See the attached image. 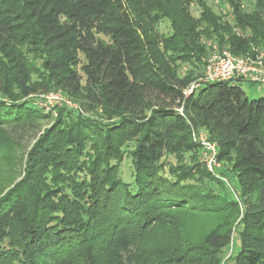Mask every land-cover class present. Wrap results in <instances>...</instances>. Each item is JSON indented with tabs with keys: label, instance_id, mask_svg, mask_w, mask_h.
<instances>
[{
	"label": "trees",
	"instance_id": "obj_1",
	"mask_svg": "<svg viewBox=\"0 0 264 264\" xmlns=\"http://www.w3.org/2000/svg\"><path fill=\"white\" fill-rule=\"evenodd\" d=\"M251 1L245 9L226 0L231 23L204 0H0V140L43 117L22 100L28 87L60 90L103 118L65 112L29 150L25 179L0 197V264H132L124 253L173 210L241 217L233 262L264 264V96L248 99L232 82L183 95L204 69L200 37L236 56L264 51V0ZM165 20L164 35L157 26ZM180 64L190 67L183 78ZM197 127L216 136L218 160L234 156L237 200L168 165L167 157L198 150ZM233 236L231 226L218 227L198 245L180 239L135 257L221 264Z\"/></svg>",
	"mask_w": 264,
	"mask_h": 264
},
{
	"label": "rangeland",
	"instance_id": "obj_2",
	"mask_svg": "<svg viewBox=\"0 0 264 264\" xmlns=\"http://www.w3.org/2000/svg\"><path fill=\"white\" fill-rule=\"evenodd\" d=\"M206 4L212 9L215 14L226 15L227 21L231 22L230 8L228 7L226 0H204ZM253 3L251 0H243V6L248 9ZM190 15L197 18L200 15V8L193 2L189 6ZM232 23V22H231ZM158 30L162 34H170L169 23L162 21L158 24ZM147 35V38H150ZM200 41L206 45L208 54L204 61L215 51H222L217 43L210 39H203L200 37ZM228 51V50H227ZM256 51H263L260 49H253L252 53ZM251 53V54H252ZM248 55V54H247ZM247 55L237 56L245 58ZM236 56V55H234ZM80 60L83 61L81 56ZM39 64V63H38ZM80 65L77 69L80 71ZM188 64H180L177 75L183 78L189 71ZM200 72V71H199ZM200 76L194 79L188 88L183 92V95L188 97L193 94L200 84L198 83ZM39 79L36 75L32 76V83L38 82ZM238 85L245 93L248 99H258L264 96V88L259 85L251 84L247 81L239 80L232 82ZM191 87L193 88L190 91ZM17 92V91H16ZM27 96L22 97V100L32 104L37 108L43 117H40L37 124L32 126V129L19 131L15 134L11 133V139L0 140V197L10 192L15 186L25 179L26 175V162L27 154L40 136L46 131L55 126L56 123L65 119V112L76 113L80 112L83 115L91 117L92 119L102 120L100 111L86 112L78 106L77 103L69 99L64 93L57 89H50L45 92L42 89L36 90L35 87H28ZM177 112L182 115V104L174 106ZM215 135H212L202 127L192 129L191 139L198 146V150L187 151L181 154L179 157L169 156L167 157V163L175 170L181 169L182 178H187L188 183L196 187H205L209 183L216 193H227L230 198L238 199L239 188L236 171L233 166L234 156L225 158L224 160H218V145L215 142ZM129 158L124 157L121 169L123 173H127L129 170ZM58 197L54 195L51 197L52 203H57ZM168 224L164 226L153 227L144 237V239L129 248L128 252L124 253V257H133L130 259L132 264H144L143 260L135 257V254L143 256H152L154 252L158 250H170L177 247L180 243V239H183L185 243L198 245L203 239L213 230L218 227L231 226L234 236L232 243L222 251L220 254L221 264H234L233 256L237 252L240 244L239 233L242 231L243 226L240 225L241 217L234 220L233 214L227 211L217 213H192L184 210H173L166 213ZM136 258L137 260H134ZM128 260V258H127ZM128 264H130L128 262Z\"/></svg>",
	"mask_w": 264,
	"mask_h": 264
},
{
	"label": "built area",
	"instance_id": "obj_3",
	"mask_svg": "<svg viewBox=\"0 0 264 264\" xmlns=\"http://www.w3.org/2000/svg\"><path fill=\"white\" fill-rule=\"evenodd\" d=\"M247 81L264 88V51L234 56L227 50H215L205 61L199 84ZM192 87L190 91H192ZM264 91V90H263Z\"/></svg>",
	"mask_w": 264,
	"mask_h": 264
}]
</instances>
